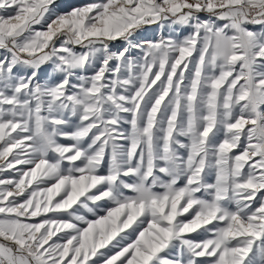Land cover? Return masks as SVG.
<instances>
[{
	"label": "snow or ice",
	"instance_id": "obj_1",
	"mask_svg": "<svg viewBox=\"0 0 264 264\" xmlns=\"http://www.w3.org/2000/svg\"><path fill=\"white\" fill-rule=\"evenodd\" d=\"M60 7L0 0V264H264V0Z\"/></svg>",
	"mask_w": 264,
	"mask_h": 264
},
{
	"label": "rangeland",
	"instance_id": "obj_2",
	"mask_svg": "<svg viewBox=\"0 0 264 264\" xmlns=\"http://www.w3.org/2000/svg\"><path fill=\"white\" fill-rule=\"evenodd\" d=\"M89 2H92V0H57V3L61 6L59 9L61 11H67V10H70L71 7L79 6L82 4L89 3ZM36 27L39 28L40 26L38 25ZM154 29H155V26H149L147 31L144 32V35L151 37L154 34ZM45 68L47 69L48 66H45Z\"/></svg>",
	"mask_w": 264,
	"mask_h": 264
}]
</instances>
